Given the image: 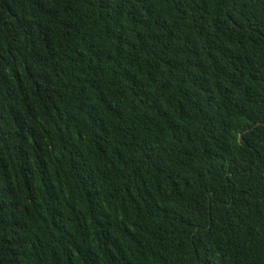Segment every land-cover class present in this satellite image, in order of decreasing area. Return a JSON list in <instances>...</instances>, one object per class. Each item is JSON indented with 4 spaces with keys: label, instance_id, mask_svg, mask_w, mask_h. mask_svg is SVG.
Masks as SVG:
<instances>
[{
    "label": "trees",
    "instance_id": "trees-1",
    "mask_svg": "<svg viewBox=\"0 0 264 264\" xmlns=\"http://www.w3.org/2000/svg\"><path fill=\"white\" fill-rule=\"evenodd\" d=\"M0 264H264V0H0Z\"/></svg>",
    "mask_w": 264,
    "mask_h": 264
}]
</instances>
